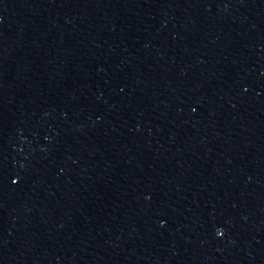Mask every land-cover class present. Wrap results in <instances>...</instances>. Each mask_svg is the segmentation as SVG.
<instances>
[{
    "label": "water",
    "instance_id": "1",
    "mask_svg": "<svg viewBox=\"0 0 264 264\" xmlns=\"http://www.w3.org/2000/svg\"><path fill=\"white\" fill-rule=\"evenodd\" d=\"M0 264H264V0H0Z\"/></svg>",
    "mask_w": 264,
    "mask_h": 264
}]
</instances>
